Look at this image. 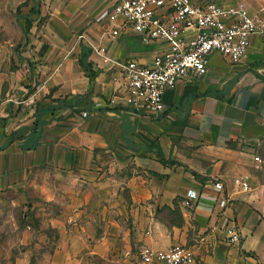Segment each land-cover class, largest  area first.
I'll list each match as a JSON object with an SVG mask.
<instances>
[{
    "label": "crops",
    "instance_id": "crops-1",
    "mask_svg": "<svg viewBox=\"0 0 264 264\" xmlns=\"http://www.w3.org/2000/svg\"><path fill=\"white\" fill-rule=\"evenodd\" d=\"M214 1L243 3L250 14L264 18V0ZM33 3L24 11L30 22L28 38L24 36L28 46L9 87L35 80L42 85L26 98L0 101L4 133H16L0 151L35 156L43 146L61 150L65 155L58 167L74 173L80 196L104 197L121 182L133 201H152L140 205L148 208L182 203L186 191L195 189L200 198L182 209L196 215L204 232L199 243L164 234L163 240L153 238L146 245L160 250L174 243L192 246L197 264H264V34L251 38L237 63L212 53L206 72L166 91L165 109L154 115L125 106L124 87L96 64L89 50L87 59L96 71L91 79L80 65L82 47L63 59L74 39L67 40L69 33L80 31L108 45L116 57L150 63L158 47L143 46L129 35L114 42L101 36L104 12L113 0H42L36 8ZM108 101L112 105L106 106ZM71 104L91 114L78 119L68 113ZM36 119L38 142L24 150ZM51 128L58 133H50ZM255 155L261 162L254 161ZM116 170L122 172L121 181ZM244 177L247 191L241 188ZM214 182L222 184L220 194ZM217 196L227 199L226 207L218 206ZM233 226L238 240L232 243L227 229Z\"/></svg>",
    "mask_w": 264,
    "mask_h": 264
},
{
    "label": "rangeland",
    "instance_id": "rangeland-1",
    "mask_svg": "<svg viewBox=\"0 0 264 264\" xmlns=\"http://www.w3.org/2000/svg\"><path fill=\"white\" fill-rule=\"evenodd\" d=\"M31 1L0 0V101L26 98L42 85L35 80L33 85L22 83V88L9 87L17 62L24 60L20 53L28 46L24 36L30 22L24 11ZM41 1L33 0L34 7ZM78 33H69L67 40ZM68 113L78 119L91 114L77 104H71ZM5 122L0 120V144L10 136L4 133ZM62 155L44 146L35 156L0 151V264H137L141 246L153 238L163 240L164 234L199 243L204 232L181 202L142 208L152 201H133L121 182L104 197L80 196L74 173L58 167ZM116 172L121 181L122 172Z\"/></svg>",
    "mask_w": 264,
    "mask_h": 264
},
{
    "label": "built area",
    "instance_id": "built-area-1",
    "mask_svg": "<svg viewBox=\"0 0 264 264\" xmlns=\"http://www.w3.org/2000/svg\"><path fill=\"white\" fill-rule=\"evenodd\" d=\"M101 36L114 42L123 35L134 36L143 46H156L149 64L114 56L108 45L94 41L84 32L78 33L65 51L67 58L76 48H85L98 59L100 68L125 89L124 105L137 112L160 114L165 109L166 91L177 84L203 75L212 53H220L237 63L247 53L251 38L264 34V18L250 14L243 3L222 6L214 0H113L104 12ZM86 112L82 115L86 116ZM254 161L261 162L259 156ZM241 188L249 189L246 177ZM220 194L223 186L213 183ZM188 189L182 204L193 207L200 198ZM214 201L220 208L225 197ZM264 220V211L261 213ZM230 242L238 240L235 227L227 229ZM137 264H197L192 246L174 243L167 249L142 245Z\"/></svg>",
    "mask_w": 264,
    "mask_h": 264
},
{
    "label": "trees",
    "instance_id": "trees-1",
    "mask_svg": "<svg viewBox=\"0 0 264 264\" xmlns=\"http://www.w3.org/2000/svg\"><path fill=\"white\" fill-rule=\"evenodd\" d=\"M30 28V23H27V27H26V32H25V36L26 38H28V30ZM88 54L89 51L85 48H82V54L81 57L79 59L80 61V65L82 66V68L84 69V71L86 72V74L88 75V77L91 79L94 75L95 72L92 68L91 62L88 61ZM2 121H4V119H0ZM32 136L30 137V139L28 141H26L25 144L22 145V149L26 150V149H30L32 146L36 145V143L38 142V138L40 136V132H39V125H38V121L37 119L34 121V128L32 131ZM16 135V133L14 132L6 141V143L4 145H0V150L3 149L7 144H9L13 139L14 136ZM17 138V137H16Z\"/></svg>",
    "mask_w": 264,
    "mask_h": 264
}]
</instances>
